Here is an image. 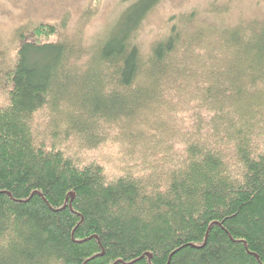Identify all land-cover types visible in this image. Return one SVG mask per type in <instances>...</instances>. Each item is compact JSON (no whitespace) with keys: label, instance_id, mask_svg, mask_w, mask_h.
<instances>
[{"label":"trees","instance_id":"trees-1","mask_svg":"<svg viewBox=\"0 0 264 264\" xmlns=\"http://www.w3.org/2000/svg\"><path fill=\"white\" fill-rule=\"evenodd\" d=\"M126 1L0 32V264H264V7Z\"/></svg>","mask_w":264,"mask_h":264},{"label":"rangeland","instance_id":"rangeland-1","mask_svg":"<svg viewBox=\"0 0 264 264\" xmlns=\"http://www.w3.org/2000/svg\"><path fill=\"white\" fill-rule=\"evenodd\" d=\"M228 1H232L238 13L247 16L262 12L264 7V0H162L148 17L140 38L145 43L155 38L167 27L170 16L192 9H207L213 4ZM127 3L126 0H0V32L11 34L18 25L29 22H66V28L63 30L71 35L77 32L83 17L86 18L83 15L90 7H95L96 13L83 27L84 35L93 39L120 16ZM54 38L58 37H53V40ZM106 152L108 156L116 154L114 149H108Z\"/></svg>","mask_w":264,"mask_h":264}]
</instances>
